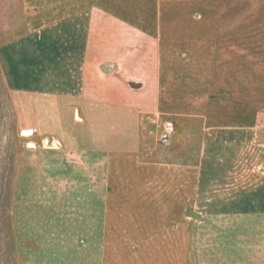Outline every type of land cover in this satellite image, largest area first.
I'll return each mask as SVG.
<instances>
[{"label":"rangeland","instance_id":"rangeland-1","mask_svg":"<svg viewBox=\"0 0 264 264\" xmlns=\"http://www.w3.org/2000/svg\"><path fill=\"white\" fill-rule=\"evenodd\" d=\"M89 58L97 73L106 74L127 60L131 88L144 87L135 79L155 58L161 73L176 60L178 90L187 67L206 70L200 66L212 62L224 74L238 71L237 109L246 122L238 125L236 153L249 162L253 188L258 175L264 178V0H0V264H174L181 260L173 251L180 248L191 252L190 264H205L208 207L189 211L184 230L191 242L181 246L175 202L169 201L162 242L138 223H110L106 216L98 236L90 237L91 223L64 211L75 200L54 199L66 189L49 170L41 171L51 156L38 150L61 146L24 131L52 127L38 114L45 86L70 85ZM153 117L149 126L143 120L142 132L157 160L196 154L201 120ZM168 119L176 125L172 150L159 143L158 124ZM259 201V210L234 209L231 228L213 232L220 241L210 247L214 264H264V192ZM162 245L166 257L159 258Z\"/></svg>","mask_w":264,"mask_h":264},{"label":"crops","instance_id":"crops-1","mask_svg":"<svg viewBox=\"0 0 264 264\" xmlns=\"http://www.w3.org/2000/svg\"><path fill=\"white\" fill-rule=\"evenodd\" d=\"M88 60L85 68L72 74L70 85L55 84L51 88L54 93L45 86L38 114L52 127L26 128L33 129L41 140L53 139L61 146L38 150L51 156L41 171L49 170L51 179L66 189L63 197L56 194L54 199L76 201L67 202L64 211L89 221L90 237L98 236L101 230L97 226L106 216L110 223L121 218L138 223L142 233L155 234L162 242H166V235L161 234V228L167 227L171 217L169 201L175 202L180 232L176 241L181 246L191 242L190 230H184L189 224L184 219L190 221L193 216L189 211L208 207L204 260L214 264L218 259L210 247L220 241L213 232L231 228L234 209L259 210L264 192L260 175L256 186L248 185L249 162L236 153L238 125L246 122L237 109L238 71L224 74L212 62L200 66L206 70L187 67L183 88L178 90L176 60L161 73L155 58L152 67L135 79L143 81L144 87L131 88L127 60L109 74L97 73L91 58ZM153 115L201 120L196 154L178 162L157 160L142 132L143 120L147 119L148 126L157 121ZM175 140L176 133L169 147H160L172 150ZM143 151L146 159H142ZM162 246L157 250L159 258L166 257ZM173 256L181 260L174 264H190L192 259L191 252L181 248L173 251Z\"/></svg>","mask_w":264,"mask_h":264},{"label":"built area","instance_id":"built-area-1","mask_svg":"<svg viewBox=\"0 0 264 264\" xmlns=\"http://www.w3.org/2000/svg\"><path fill=\"white\" fill-rule=\"evenodd\" d=\"M161 132L159 133V143L161 146L169 147L176 133L175 121L168 119L160 125ZM34 135V131L33 134Z\"/></svg>","mask_w":264,"mask_h":264},{"label":"bare ground","instance_id":"bare-ground-1","mask_svg":"<svg viewBox=\"0 0 264 264\" xmlns=\"http://www.w3.org/2000/svg\"><path fill=\"white\" fill-rule=\"evenodd\" d=\"M24 132H27V136H30V135L33 134V131H32L31 133H29V130H26V131H24ZM44 144H45V145H49V143H48L47 141H45ZM31 146L34 147L35 144H34V143H31Z\"/></svg>","mask_w":264,"mask_h":264},{"label":"water","instance_id":"water-1","mask_svg":"<svg viewBox=\"0 0 264 264\" xmlns=\"http://www.w3.org/2000/svg\"><path fill=\"white\" fill-rule=\"evenodd\" d=\"M135 87H139V85L135 86Z\"/></svg>","mask_w":264,"mask_h":264}]
</instances>
